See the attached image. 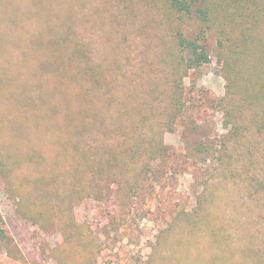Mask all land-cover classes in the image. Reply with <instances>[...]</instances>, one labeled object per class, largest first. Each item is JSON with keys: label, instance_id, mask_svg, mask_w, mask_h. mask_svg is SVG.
Here are the masks:
<instances>
[{"label": "rangeland", "instance_id": "rangeland-1", "mask_svg": "<svg viewBox=\"0 0 264 264\" xmlns=\"http://www.w3.org/2000/svg\"><path fill=\"white\" fill-rule=\"evenodd\" d=\"M158 1L0 0V264H264V190L234 169L248 163V131L230 145V172L218 162L230 126L212 103L226 87L212 36L210 62L184 79L188 110L166 127L173 41ZM52 39L77 42L74 57ZM139 139L167 153L136 184L140 162L124 152ZM82 154L124 178L108 197L76 194L103 182L74 175ZM203 193L206 219L192 229L178 216Z\"/></svg>", "mask_w": 264, "mask_h": 264}, {"label": "trees", "instance_id": "trees-1", "mask_svg": "<svg viewBox=\"0 0 264 264\" xmlns=\"http://www.w3.org/2000/svg\"><path fill=\"white\" fill-rule=\"evenodd\" d=\"M156 6L168 23L173 41L172 51L168 54L171 72L167 77L169 86L166 109L167 129L172 132L173 124L188 110L184 101V79L189 71L210 62L206 42L208 37L212 36L219 51L218 71L226 82L225 94L222 98L213 100L212 103L223 112L230 126V132L228 131V135L222 137L223 140L220 142L218 162L221 169L226 172H230V167L236 165L234 169L248 177V187L256 194L259 191L263 192L264 182L261 178L264 173L257 168L254 158L258 151L260 159H264V0H159ZM186 22L196 24L194 33L189 32ZM49 42L51 46L54 45V48L71 51V56L74 57L77 42H58L55 39ZM54 54L59 57L55 50ZM85 67L86 70L92 71L86 62H80L77 69L81 71ZM87 75L90 76L87 79L88 82L95 81L91 73ZM80 127L78 129L81 131L85 125ZM241 130L248 131L250 135L248 149L242 158L245 159L244 161L248 160V163L235 162L233 165V150L237 147L230 145ZM204 145L203 142L197 144L199 148ZM212 148V144H209L208 147L203 148V152ZM129 150H134L135 153L127 157L135 160L134 164L140 162L138 166L140 168L134 174L136 184L146 178L151 163L159 158H166L167 153L165 146L155 139L150 141L148 146L144 139H139L136 146L126 149L124 154H127ZM77 151L79 152L78 149ZM139 153L149 155L148 160L143 162ZM81 159L86 163L82 168H76L73 171L74 175L81 174L85 177L84 171L87 174L91 171L90 175H93L94 179L103 182L102 187L98 188L91 183L89 185L86 183L82 191H76L80 197L95 194L100 198H106L108 193L103 191V187L107 192H111L112 184H122L123 177L119 180V175H111V172L106 171L111 170L110 162L101 160L90 162L83 154ZM117 162L122 164L123 161ZM37 189L42 194V190L39 187ZM71 193L72 190L67 194L68 201L65 197L62 200L68 203V208H71ZM204 194L199 197L196 208L178 216V220L192 229L198 228L206 219L203 209ZM71 223L72 220L69 217L63 223L67 231ZM68 239L70 240L71 236Z\"/></svg>", "mask_w": 264, "mask_h": 264}]
</instances>
